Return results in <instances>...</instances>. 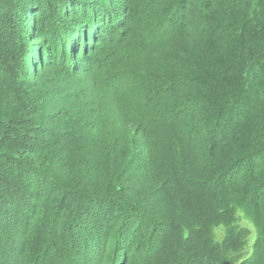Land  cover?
Listing matches in <instances>:
<instances>
[{"label": "trees", "instance_id": "obj_1", "mask_svg": "<svg viewBox=\"0 0 264 264\" xmlns=\"http://www.w3.org/2000/svg\"><path fill=\"white\" fill-rule=\"evenodd\" d=\"M97 1L0 0V264H89V246L102 253L118 233L116 253L130 230L154 238L162 258L152 252L150 264H264V0H134L130 15L137 13L144 41L133 38L122 49L138 56L140 73L157 79L151 107L141 99V117L134 119L124 115L130 101L111 109L102 101L97 115L107 118L105 126L112 115L125 119L105 139L104 159L94 161L82 129L95 115L72 124L76 94L67 93L64 106L57 102L73 79L75 59L86 60L92 48L87 30L66 46L61 38H69L68 22L79 28L85 22L72 23L76 7ZM157 34L177 54L180 76L152 72L149 64L163 55L145 56L151 52L142 42ZM61 53L66 62L46 65L45 55ZM129 69L117 64L111 78ZM190 82L199 89L198 112L193 98L181 94ZM130 119L149 142L142 164L135 160L137 137L121 147L134 128ZM161 157L167 165L157 162ZM127 208L136 216L120 230L113 219ZM243 221L256 233L251 249V226ZM217 228L225 232L222 243ZM91 232L105 237L91 242ZM128 261L119 256L114 264Z\"/></svg>", "mask_w": 264, "mask_h": 264}, {"label": "rangeland", "instance_id": "obj_2", "mask_svg": "<svg viewBox=\"0 0 264 264\" xmlns=\"http://www.w3.org/2000/svg\"><path fill=\"white\" fill-rule=\"evenodd\" d=\"M95 1V0H92ZM134 3V0H98L95 3L89 4L84 3L76 7L75 11L73 12V15H76V17L72 20V23L78 22L79 20H85L82 25H80V28L77 25H72L68 22L67 28L70 29V35L69 38L62 36L61 42L65 44V46L69 43V41H76L79 37L83 35V30H87V40L88 42H91V47L89 50H87L86 56L87 59L80 61V57L75 59V65L72 69L73 71V79L70 83L63 84L62 85V95L58 97L59 106L66 105L65 103H70L68 101H65L63 98L66 96L67 93L76 94L73 98L72 109L73 111H77L74 114L71 115V122L72 124H75L77 119L80 117L82 119L83 124L87 122V119L89 116H94V119L91 121V126L85 127L82 129L84 131V137L88 136V133L90 134V138H86L85 141L82 142V144H88L90 147L89 154L91 155L92 160H98V159H104L103 155L105 154V148L108 145V140H105L110 135V132H117L115 130V127L123 125L120 121L121 119H125L123 116L118 115H112L113 116V122H111L109 125L105 126V123L107 121V118L105 116H99V104L104 101L109 106V109H111L116 102L120 101H130L129 104L125 105V109L129 112V114H125V116L133 117L134 119H138L141 116L138 115V109L137 105L143 101L141 99H145L144 105L151 107L150 102V93L151 89L156 85V78L150 77V74L145 75V73H140L141 63L137 61V57L133 58L131 57V53L129 51L124 52L122 49V46L127 41H132L133 38H138L141 41H144L140 38L139 29H136V19H137V13H134V15H130V9L129 7H132ZM74 7V5H73ZM92 7L93 10L92 11ZM115 15V17H113ZM77 27V30L74 29ZM99 31L93 33L92 30ZM101 35V38H98ZM157 35H152L149 37V39L145 42H142L143 46H146L145 48H148L150 50V54L145 55H163L161 61L159 62H151L149 65L154 66L157 69V72L152 71L156 75H161L162 77L165 76H180V67L179 62L177 59V54L173 52L172 47H163L164 44L168 41L164 36L162 38L157 37ZM167 36V35H166ZM173 37L172 34H170V39L174 41H178L176 38ZM99 39V40H98ZM60 36L59 40L57 41L58 47L61 49H64L60 44ZM180 42V41H179ZM167 45V44H166ZM83 46V44H82ZM81 46V47H82ZM76 47H72V53L75 52ZM93 48L95 50H93ZM172 49V50H171ZM132 52L133 50L130 49ZM70 54V53H69ZM79 55L75 53V56ZM104 56V57H100ZM54 54H47L45 55V62L46 65H48V62H50V59H57V61L66 62L65 57L63 56V53H61V56ZM144 57V56H143ZM123 62H126L128 64V67L131 68L127 72H124V70H120L123 73H116L113 78H111L110 70L111 67L115 68L117 64H123ZM184 68V67H183ZM186 68V67H185ZM184 68V69H185ZM127 69V68H126ZM125 69V70H126ZM183 71V70H182ZM178 81H173L170 85L167 83V87L173 86L174 83ZM141 83V86H140ZM183 84V83H179ZM193 83L190 82L188 85H192ZM184 85H186L184 83ZM106 87V89L104 88ZM172 93H179L180 91H174V89H170ZM198 87H195L194 85L188 87L186 85L185 90L181 92V94L187 95L190 99L193 98V101L195 102V110L198 112V108L196 105V102L200 99H198L197 93ZM143 97V98H142ZM149 97V98H148ZM163 97V96H162ZM198 99V100H197ZM157 104L156 109L159 108L161 105V97L157 98L154 101ZM111 104V105H109ZM167 104L171 105V102H167ZM178 104L175 109L171 110L172 116H170L172 119L178 116L179 112H177L179 108ZM149 107H145V114L147 113V109ZM252 107L249 106V110H251ZM256 111H260L255 108ZM157 111H153L152 120H156V116L158 117L160 114L154 113ZM175 112V114H174ZM61 117V114H59ZM142 120L147 121V117L143 118ZM191 117L187 119V121H190ZM183 120H178L177 122H174L175 125H179L180 122ZM159 121H154L153 123H158ZM240 121L237 122V126H239ZM57 124L51 123L50 128L52 130H55V126ZM66 126L65 133L70 134L71 133V127L64 124ZM124 126V125H123ZM128 126L134 127L132 130L128 131V136L124 137L121 142V147L124 148L127 146V143L130 141V137L132 140V137H137V141L135 142L134 148H135V160L136 163L139 162V164H142L145 161H141L144 158H147L151 153L149 150V142L146 140V137L142 131H140L137 126L131 119L129 121ZM122 127V126H121ZM88 129V131H87ZM107 129V130H106ZM237 131V128L235 129ZM234 131V132H235ZM60 133H63L64 130H59ZM88 132V133H87ZM104 135V137L102 136ZM126 138V139H125ZM126 140V141H125ZM118 140H115L114 143H117ZM120 143V141H119ZM82 147V146H81ZM80 147V149H81ZM112 149V146H111ZM139 152H142L143 157L139 158L138 154ZM161 160H157V162L167 165L168 161L165 157H161ZM147 161V160H146ZM145 169L143 172L138 170V173L140 175H146ZM194 170H191L187 175L191 177L194 173ZM185 190H188V187L185 188ZM135 213L127 208L125 211H123V214H120L118 217L114 218L113 221L117 223V226H119L120 230L122 228H126L128 220L133 218ZM243 225L246 227H250V230L252 232L250 241L248 242V248L251 249V247L254 245L256 233H254V227L252 225H249L248 223L243 221ZM128 229V228H127ZM119 230V231H120ZM104 230L97 231L99 234H102ZM148 231L144 233H135L134 230H130L128 235L126 233L125 239H124V245L121 246V249L115 253L114 246L112 244L113 240L118 238V233H113L110 235V244L105 245L106 248L102 250V253L95 252V248L89 246L88 247V255L92 258L89 260V264H114L115 260L119 256H128L129 261L128 264H150L151 260V253L157 254V248L154 245V238L153 237H146ZM89 236L93 237L89 241H99L101 239H104L105 232L103 235V238H100L99 236H96L95 233H89ZM102 236V235H101ZM215 237L217 239L218 243H222L225 237V232L222 228H217L215 230ZM137 242V244H135ZM134 245H131V244ZM160 257L158 258V262H161V252L158 253ZM157 255V256H158ZM101 258L100 263H97L95 258Z\"/></svg>", "mask_w": 264, "mask_h": 264}]
</instances>
